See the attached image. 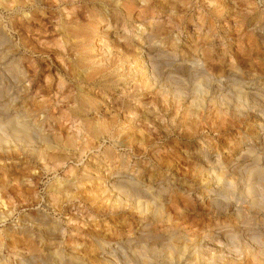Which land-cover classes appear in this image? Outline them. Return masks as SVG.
I'll return each instance as SVG.
<instances>
[{"label": "rangeland", "instance_id": "1", "mask_svg": "<svg viewBox=\"0 0 264 264\" xmlns=\"http://www.w3.org/2000/svg\"><path fill=\"white\" fill-rule=\"evenodd\" d=\"M25 256L264 264V0H0V264Z\"/></svg>", "mask_w": 264, "mask_h": 264}, {"label": "bare ground", "instance_id": "2", "mask_svg": "<svg viewBox=\"0 0 264 264\" xmlns=\"http://www.w3.org/2000/svg\"><path fill=\"white\" fill-rule=\"evenodd\" d=\"M17 127H19V126H17ZM22 127V126H21ZM17 130V129H16ZM2 241V240H1ZM8 243V242H7ZM11 245V244H10ZM3 247V246H2ZM38 259V258H37ZM36 259V256L35 257H26L25 256V258L23 257L22 259H20V264H28V263H33V264H41V263H43L44 261L43 260H41L40 258L37 260ZM0 263H1V261H0ZM4 264V263H3ZM44 264V263H43Z\"/></svg>", "mask_w": 264, "mask_h": 264}]
</instances>
